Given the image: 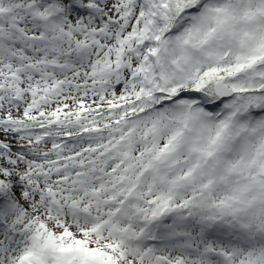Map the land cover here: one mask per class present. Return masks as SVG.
Here are the masks:
<instances>
[{"label": "snow or ice", "instance_id": "snow-or-ice-1", "mask_svg": "<svg viewBox=\"0 0 264 264\" xmlns=\"http://www.w3.org/2000/svg\"><path fill=\"white\" fill-rule=\"evenodd\" d=\"M0 264H264V0H0Z\"/></svg>", "mask_w": 264, "mask_h": 264}]
</instances>
